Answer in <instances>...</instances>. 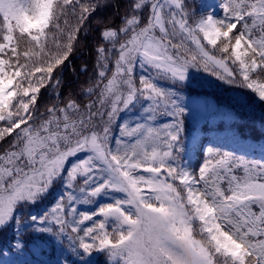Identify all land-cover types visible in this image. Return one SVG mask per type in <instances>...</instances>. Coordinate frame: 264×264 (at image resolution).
Returning <instances> with one entry per match:
<instances>
[{
	"label": "snow or ice",
	"instance_id": "6c2138e0",
	"mask_svg": "<svg viewBox=\"0 0 264 264\" xmlns=\"http://www.w3.org/2000/svg\"><path fill=\"white\" fill-rule=\"evenodd\" d=\"M201 72L264 112V0H0V233L43 237L42 264H264V145L205 146L182 94Z\"/></svg>",
	"mask_w": 264,
	"mask_h": 264
},
{
	"label": "trees",
	"instance_id": "16d2710c",
	"mask_svg": "<svg viewBox=\"0 0 264 264\" xmlns=\"http://www.w3.org/2000/svg\"><path fill=\"white\" fill-rule=\"evenodd\" d=\"M113 2L119 3L123 10L128 0H113ZM199 2L200 0H188L189 7ZM111 15H113V8L108 7L103 12H97L93 20L96 16L109 17ZM116 22L119 23L118 18ZM92 26L95 27V24L93 23ZM94 35L90 33L87 45L79 46L78 52L70 57L71 65L63 72L60 90L61 103H66L69 95L76 96L81 101L83 99L79 96L81 86L93 71L91 49L94 44ZM84 64H87V72L80 71ZM201 79H204L205 83ZM182 94L186 99L191 97L195 102L193 107L202 125V139L205 146L211 141L223 150L259 156V146L264 145V112L261 111L259 102L255 106L248 107L244 105L241 98L242 94L252 96L251 92L234 88L201 72L197 74V82L182 90ZM53 102V98L44 94L42 90L38 101L41 108ZM3 147L4 145H0V151H3ZM253 148L257 151H251ZM201 160L202 156H193L194 165H198ZM58 194L59 187L53 190L48 202L53 201ZM82 210L92 209H85L82 206ZM22 239L25 243L23 252L14 249L15 239L11 228L0 233V264H42V262L50 261L56 254L50 245H44L43 251L36 249L33 241L39 243L43 237L25 235ZM94 260L95 264H107L106 257L102 253H94Z\"/></svg>",
	"mask_w": 264,
	"mask_h": 264
},
{
	"label": "rangeland",
	"instance_id": "374dc122",
	"mask_svg": "<svg viewBox=\"0 0 264 264\" xmlns=\"http://www.w3.org/2000/svg\"><path fill=\"white\" fill-rule=\"evenodd\" d=\"M194 71V70H193ZM201 81H203L205 83V80L204 79H201Z\"/></svg>",
	"mask_w": 264,
	"mask_h": 264
}]
</instances>
